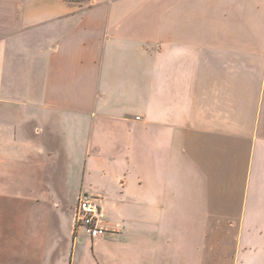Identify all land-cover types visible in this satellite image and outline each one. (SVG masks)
Instances as JSON below:
<instances>
[{
    "label": "crops",
    "instance_id": "crops-1",
    "mask_svg": "<svg viewBox=\"0 0 264 264\" xmlns=\"http://www.w3.org/2000/svg\"><path fill=\"white\" fill-rule=\"evenodd\" d=\"M0 264H264V0H0Z\"/></svg>",
    "mask_w": 264,
    "mask_h": 264
},
{
    "label": "built area",
    "instance_id": "built-area-1",
    "mask_svg": "<svg viewBox=\"0 0 264 264\" xmlns=\"http://www.w3.org/2000/svg\"><path fill=\"white\" fill-rule=\"evenodd\" d=\"M103 217L101 205L95 199L79 197L73 214L74 231L82 230L90 238L104 234L100 221Z\"/></svg>",
    "mask_w": 264,
    "mask_h": 264
}]
</instances>
